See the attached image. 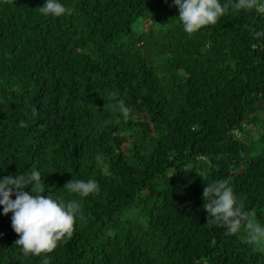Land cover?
<instances>
[{"label":"trees","instance_id":"obj_1","mask_svg":"<svg viewBox=\"0 0 264 264\" xmlns=\"http://www.w3.org/2000/svg\"><path fill=\"white\" fill-rule=\"evenodd\" d=\"M58 2L72 15L0 0V179L39 171L45 197L82 205L50 264H264L243 228L208 223L203 199L227 179L264 225V12L220 0L228 12L189 35L175 0ZM113 93L127 120L105 108ZM73 179L99 190L75 196ZM12 217L0 205V264H42Z\"/></svg>","mask_w":264,"mask_h":264},{"label":"clouds","instance_id":"obj_2","mask_svg":"<svg viewBox=\"0 0 264 264\" xmlns=\"http://www.w3.org/2000/svg\"><path fill=\"white\" fill-rule=\"evenodd\" d=\"M234 11L264 12V0H231ZM179 7V21L184 32L189 35L209 25H216L218 20L229 10V4L222 5L220 0H175ZM45 16L61 18L72 15L73 9L66 8L58 0H47L44 7L38 9ZM256 38L264 37V31L254 32ZM113 102L107 103L105 108L113 113L122 114L128 119L131 109L123 99H117L112 94ZM33 118L37 116V109H31ZM106 120L105 124H111ZM26 127L25 122L19 125ZM98 165L103 164V157L95 156ZM31 187L32 195L25 189ZM64 189L75 196L85 198L99 190L95 180L87 182L73 179ZM45 183L39 171L9 175L0 179V205L3 213H13L12 226L20 236L16 241L21 252L41 259L42 264H50V256L58 246L66 244L73 236L77 218L83 219L82 205L77 199L66 201L64 198H54L51 194L45 197ZM15 195L16 199L12 197ZM206 201L204 209L209 214L211 223L219 228H226L227 235H235L243 228L247 234L248 243L257 250L264 252V225H261L245 210L243 202L237 197L227 179L207 184L203 191Z\"/></svg>","mask_w":264,"mask_h":264}]
</instances>
